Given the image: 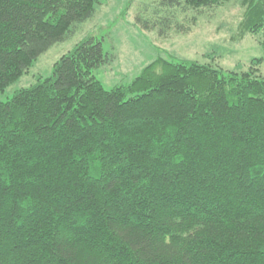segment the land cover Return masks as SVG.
<instances>
[{
  "label": "trees",
  "instance_id": "obj_1",
  "mask_svg": "<svg viewBox=\"0 0 264 264\" xmlns=\"http://www.w3.org/2000/svg\"><path fill=\"white\" fill-rule=\"evenodd\" d=\"M136 22L187 34L242 9L264 49V0H154ZM101 0H0V93ZM193 16L180 23L178 14ZM87 38L0 102V264H264V77L159 58L106 90Z\"/></svg>",
  "mask_w": 264,
  "mask_h": 264
},
{
  "label": "rangeland",
  "instance_id": "obj_2",
  "mask_svg": "<svg viewBox=\"0 0 264 264\" xmlns=\"http://www.w3.org/2000/svg\"><path fill=\"white\" fill-rule=\"evenodd\" d=\"M154 0H101L94 17L77 25L75 33L42 54L29 72L0 93V102L9 101L14 94L52 75L55 63L87 38H96L103 44L109 64L94 70L93 74L106 90L130 84L147 65L159 58L170 61L214 62L225 70L242 71L253 59L264 77V49L251 35L235 38L234 31L242 17V9L229 3L214 11L205 12L191 25L187 34L171 30L166 36L157 30H146L137 22V16L147 17L156 6ZM178 14L180 23L192 17Z\"/></svg>",
  "mask_w": 264,
  "mask_h": 264
}]
</instances>
